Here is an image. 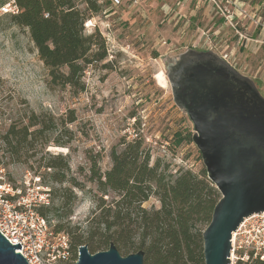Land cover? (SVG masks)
Segmentation results:
<instances>
[{"label": "rangeland", "instance_id": "rangeland-1", "mask_svg": "<svg viewBox=\"0 0 264 264\" xmlns=\"http://www.w3.org/2000/svg\"><path fill=\"white\" fill-rule=\"evenodd\" d=\"M75 3L84 9L80 0ZM99 5L84 28L85 34L98 33L104 40L106 57L85 68L84 90L77 95L68 87H49L47 70L27 30L14 26L10 16H0V136L10 122L26 123L31 112L58 119L72 110L76 118L64 126L66 133L57 125L47 146L39 140L26 150V156L32 155L26 164L11 161L0 140L7 178L17 183L26 171L39 173L51 202L57 203L52 190L60 186L40 163L54 155L66 158L68 176L84 186L72 189L76 201L70 225L83 229L98 197L87 181L91 161L106 171L110 149L121 137H142L150 165L160 162L172 175L204 167L192 142L176 143L177 133L193 134L187 115L173 101L166 76V67L179 55L190 49L217 54L250 78L264 98V0H102ZM69 136V147L52 143ZM158 205L152 197L143 207ZM47 223L53 230L56 221Z\"/></svg>", "mask_w": 264, "mask_h": 264}, {"label": "trees", "instance_id": "trees-1", "mask_svg": "<svg viewBox=\"0 0 264 264\" xmlns=\"http://www.w3.org/2000/svg\"><path fill=\"white\" fill-rule=\"evenodd\" d=\"M17 0L20 12L11 23L26 29L39 60L47 70L49 87L70 88L73 94L84 90L86 67L106 57L104 40L98 33L85 34L84 23L100 10L97 0ZM96 49V50H94ZM74 112L63 118L31 112L26 123L10 122L0 136L11 161L26 164V150L41 140L51 142L53 129L75 121ZM60 123V124H59ZM138 128V124L134 125ZM177 135V142H192V135ZM72 137L53 139L56 147H69ZM110 167L101 172L91 161L87 181L98 194L95 208L85 229L70 225L76 201L73 188L84 189L68 176L69 164L61 155L50 156L40 167L50 169L48 178L60 187L52 190L49 207L38 208L46 220L53 219L55 233L69 237L72 264L77 249L86 245L91 254L108 249L113 243L121 256L143 253V264H204L202 232L211 220L220 193L208 180L204 167L197 172L179 169L174 175L160 162L150 165V152L144 139L121 137L109 152ZM65 184V185H64ZM64 185V186H63ZM112 193L113 196H109ZM107 199H104V197ZM154 197L158 207L143 204ZM110 198V199H109ZM253 264H264L256 261Z\"/></svg>", "mask_w": 264, "mask_h": 264}, {"label": "water", "instance_id": "water-1", "mask_svg": "<svg viewBox=\"0 0 264 264\" xmlns=\"http://www.w3.org/2000/svg\"><path fill=\"white\" fill-rule=\"evenodd\" d=\"M175 105L192 124V143L220 193L202 232L204 264H229L231 235L244 218L264 213V98L253 81L211 51L188 50L166 67ZM0 234V264H27ZM73 264H143V253L121 256L113 243Z\"/></svg>", "mask_w": 264, "mask_h": 264}, {"label": "built area", "instance_id": "built-area-1", "mask_svg": "<svg viewBox=\"0 0 264 264\" xmlns=\"http://www.w3.org/2000/svg\"><path fill=\"white\" fill-rule=\"evenodd\" d=\"M113 2L118 4L119 0ZM19 12L17 0H0V16ZM50 205V190L39 173L26 171L22 180L12 182L0 159V234L13 246L19 243L21 250L15 252L27 264L71 262L69 237L50 230L47 220L37 211ZM230 246L229 264L264 261V213L244 218L232 233Z\"/></svg>", "mask_w": 264, "mask_h": 264}, {"label": "flooded vegetation", "instance_id": "flooded-vegetation-1", "mask_svg": "<svg viewBox=\"0 0 264 264\" xmlns=\"http://www.w3.org/2000/svg\"><path fill=\"white\" fill-rule=\"evenodd\" d=\"M235 69V68H234ZM236 70V69H235ZM237 71V70H236Z\"/></svg>", "mask_w": 264, "mask_h": 264}]
</instances>
